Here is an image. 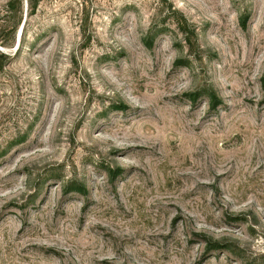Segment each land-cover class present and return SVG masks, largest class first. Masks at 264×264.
Returning a JSON list of instances; mask_svg holds the SVG:
<instances>
[{
	"label": "rangeland",
	"instance_id": "374dc122",
	"mask_svg": "<svg viewBox=\"0 0 264 264\" xmlns=\"http://www.w3.org/2000/svg\"><path fill=\"white\" fill-rule=\"evenodd\" d=\"M8 1L0 264H264V0Z\"/></svg>",
	"mask_w": 264,
	"mask_h": 264
},
{
	"label": "trees",
	"instance_id": "16d2710c",
	"mask_svg": "<svg viewBox=\"0 0 264 264\" xmlns=\"http://www.w3.org/2000/svg\"><path fill=\"white\" fill-rule=\"evenodd\" d=\"M13 1H14V0H9L8 3H7V6H11V4H12ZM18 1H19V0H18ZM37 1H38V0H26V5H27L28 8L33 9L34 6L36 5ZM15 28H16V24H13V25L11 26V31L14 32ZM22 31H23V29H21V33H22ZM12 36H13V33H12ZM12 38H13V37H12ZM11 43H12V40H11ZM11 43H10V44H11ZM0 46H6V44L0 42ZM7 46H8V45H7ZM9 46H10V45H9ZM8 56H10V55L5 54V53H3V52L0 51V69H1V66H2V64H1V60H5V58H8ZM190 98H191L193 101L196 100V98H197V94H196V93H191V94H190ZM213 244H214V243H213ZM214 246H215V245H212V246H209V247H212V248H213Z\"/></svg>",
	"mask_w": 264,
	"mask_h": 264
}]
</instances>
